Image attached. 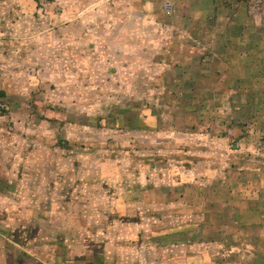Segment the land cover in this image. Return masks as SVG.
<instances>
[{"label": "rangeland", "instance_id": "obj_1", "mask_svg": "<svg viewBox=\"0 0 264 264\" xmlns=\"http://www.w3.org/2000/svg\"><path fill=\"white\" fill-rule=\"evenodd\" d=\"M119 1L0 0V221L14 219L0 232L23 243L51 223L59 239L67 219L86 249L122 245V264L128 250L147 261L155 244L206 241L237 219L238 179L264 177V119H224L234 93L190 87L200 73L188 64L203 63L175 30L177 0L168 16L166 0ZM226 1L264 28V4ZM150 113L155 128L142 125Z\"/></svg>", "mask_w": 264, "mask_h": 264}, {"label": "crops", "instance_id": "obj_2", "mask_svg": "<svg viewBox=\"0 0 264 264\" xmlns=\"http://www.w3.org/2000/svg\"><path fill=\"white\" fill-rule=\"evenodd\" d=\"M123 1L127 7L138 9L154 3L160 6L162 2L120 0L119 3ZM176 6L179 15L175 19L178 24L175 30L180 33V39L187 37L197 44L200 49L190 51V56L201 58L203 63L198 65L195 61L194 66L188 64L190 70L200 73V76L195 74L190 87L219 90L221 96L234 93L238 103L237 112L230 116L226 113L224 119H239L240 122L264 119V107L260 110L264 106V28L247 14L244 4L226 0H177ZM200 67H203L204 75H201ZM202 77H205L203 81L200 80ZM189 96L187 99L191 102L193 97ZM143 119L144 127L155 128L157 119L154 114L150 113ZM244 128L242 132L237 128L240 137L250 133ZM259 166L258 169L261 168ZM254 170L252 172L255 173ZM248 178L244 175L237 181L247 196L240 194L242 202L239 201L234 210L237 219L230 215L231 223L214 230V237L187 244L174 241L172 244H155L156 257H149L147 261L143 258V262H138L132 250H128L122 264H264V177L256 174V177ZM250 185L252 189L249 190ZM7 218L9 222L0 221V227L9 228V223L13 225L14 219ZM65 221L66 225H62L60 230L67 234L62 236L61 233L59 239L54 237L56 230L51 223L42 224L33 237L23 243L0 232V264H78L86 254L92 255L94 264H121L119 256L125 254L122 245L115 243L114 239L108 242L93 239L92 249H86L84 226L76 229L80 236L78 234L70 239L68 220ZM134 232L130 229L126 235L128 239L133 238Z\"/></svg>", "mask_w": 264, "mask_h": 264}, {"label": "built area", "instance_id": "obj_3", "mask_svg": "<svg viewBox=\"0 0 264 264\" xmlns=\"http://www.w3.org/2000/svg\"><path fill=\"white\" fill-rule=\"evenodd\" d=\"M250 2H253L254 0H249ZM258 3H262L264 4V0H257ZM163 9H164V13L168 16L172 13L173 11V6L170 2V0H166L165 2H163Z\"/></svg>", "mask_w": 264, "mask_h": 264}]
</instances>
